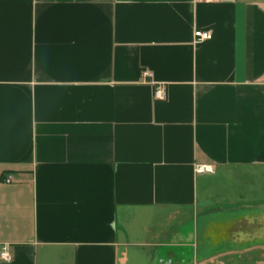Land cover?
Segmentation results:
<instances>
[{
	"label": "crops",
	"instance_id": "crops-1",
	"mask_svg": "<svg viewBox=\"0 0 264 264\" xmlns=\"http://www.w3.org/2000/svg\"><path fill=\"white\" fill-rule=\"evenodd\" d=\"M4 248L264 264V0H0Z\"/></svg>",
	"mask_w": 264,
	"mask_h": 264
},
{
	"label": "built area",
	"instance_id": "built-area-1",
	"mask_svg": "<svg viewBox=\"0 0 264 264\" xmlns=\"http://www.w3.org/2000/svg\"><path fill=\"white\" fill-rule=\"evenodd\" d=\"M194 36L198 41H204V40H209L212 38L213 34L212 31L207 29V30H202V29H197L194 32ZM142 75L144 76H148L151 75V72L148 70H144L142 72ZM154 97L156 99H161L164 100L167 98V92L166 89L164 88V86H158L154 92ZM196 171L197 173H213L214 172V168L211 165H198L196 167ZM12 178L11 176L6 178V181H11ZM0 258L6 261H10L12 259L11 255L6 251V249L4 248L1 252H0Z\"/></svg>",
	"mask_w": 264,
	"mask_h": 264
},
{
	"label": "rangeland",
	"instance_id": "rangeland-1",
	"mask_svg": "<svg viewBox=\"0 0 264 264\" xmlns=\"http://www.w3.org/2000/svg\"><path fill=\"white\" fill-rule=\"evenodd\" d=\"M246 257H247V258H246ZM256 257H257V256H256ZM245 258H246V259H245ZM251 258H252V257H250V256H244V260H243V261H244L245 263H248V264H249V263L251 262ZM257 259H258L259 261L264 262V256H260V257H258Z\"/></svg>",
	"mask_w": 264,
	"mask_h": 264
}]
</instances>
